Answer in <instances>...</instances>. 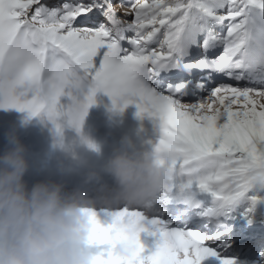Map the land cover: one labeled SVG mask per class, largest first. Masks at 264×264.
Segmentation results:
<instances>
[{
  "label": "snow or ice",
  "instance_id": "6c2138e0",
  "mask_svg": "<svg viewBox=\"0 0 264 264\" xmlns=\"http://www.w3.org/2000/svg\"><path fill=\"white\" fill-rule=\"evenodd\" d=\"M97 91L155 118L168 177L147 209H81L92 264H236L223 218L264 201V0H0V107L96 148L81 127Z\"/></svg>",
  "mask_w": 264,
  "mask_h": 264
},
{
  "label": "clouds",
  "instance_id": "9594fccd",
  "mask_svg": "<svg viewBox=\"0 0 264 264\" xmlns=\"http://www.w3.org/2000/svg\"><path fill=\"white\" fill-rule=\"evenodd\" d=\"M124 99L117 98L116 105ZM5 137L0 151V264H92L95 249L86 242L88 219L81 209L98 204L147 209L167 181V155L134 147L123 136L99 166L83 168L71 189L52 176L29 182L25 144L14 127ZM95 144L92 149L99 151ZM58 167L64 170L63 161ZM260 183L264 186V180ZM117 250L126 251L123 244ZM257 255L264 264V248Z\"/></svg>",
  "mask_w": 264,
  "mask_h": 264
},
{
  "label": "rangeland",
  "instance_id": "374dc122",
  "mask_svg": "<svg viewBox=\"0 0 264 264\" xmlns=\"http://www.w3.org/2000/svg\"><path fill=\"white\" fill-rule=\"evenodd\" d=\"M95 99L96 102L89 106L84 117L81 132L99 145V151L82 142L80 134L66 124L63 128L62 143H58L52 124L46 117H28L25 111L14 107H0V151L3 150L6 143L5 131L14 127L27 149L29 168L25 173V178L31 182L34 179L55 175L80 179L83 168L88 164L99 166L104 156L111 151L113 146L119 144L123 136L131 138L134 147L152 150L153 144L158 138V126L155 123V118L148 115L138 116L136 105L132 103L126 105L123 110H114L111 107V99L102 91H97ZM58 161H63L65 166L63 171L58 167ZM39 170H43L44 173H37ZM254 192L256 189L252 188L248 190L247 194L251 195ZM261 192H264V189ZM247 203V201H243L238 204L235 207V212L229 215V220L224 225L233 224L231 222L233 219L240 223H252L258 220L260 221L258 226L264 229V201L257 202L251 213L253 216L251 222H247L240 216V210ZM100 218L102 221L110 219L102 213H100ZM238 232L239 230L236 231V233ZM263 236L264 233L260 237ZM139 237L146 246L145 253L154 248L155 236L141 230ZM248 239L242 243L232 244L231 242L223 254L234 256L236 264H253L259 259L258 251L264 248V239L260 240L258 246L250 245L254 241L251 242ZM211 261L219 262L216 256H207L201 259L200 264H209Z\"/></svg>",
  "mask_w": 264,
  "mask_h": 264
},
{
  "label": "bare ground",
  "instance_id": "6f19581e",
  "mask_svg": "<svg viewBox=\"0 0 264 264\" xmlns=\"http://www.w3.org/2000/svg\"><path fill=\"white\" fill-rule=\"evenodd\" d=\"M107 207L108 206H106V208ZM111 208H114V207H111ZM233 212H235V209H233L232 213ZM229 217L230 216H228L227 218H223V220H224L223 225L226 224V221L229 220ZM231 222H233L232 226L230 225V227L228 228V231L224 235H227V234L231 235V233L233 231H237L240 228L241 229L242 228H250V230L249 229H245V230L241 231V232H248L249 233V234L245 235L246 239H248V238L254 239V238L258 237L259 234H263L264 233V229L258 226V224L260 223V221H258V220L257 221H253L252 223H242V222L240 223L238 220L233 219ZM228 225H229V223L227 225H224V226H228ZM232 237H233V240L235 239L232 242V244H234L236 241H239V242L241 241V243H242V242H244L243 239H245V238L242 237V235H239V234H234ZM209 264H219V262H215L214 263V262L211 261Z\"/></svg>",
  "mask_w": 264,
  "mask_h": 264
},
{
  "label": "water",
  "instance_id": "95a60500",
  "mask_svg": "<svg viewBox=\"0 0 264 264\" xmlns=\"http://www.w3.org/2000/svg\"><path fill=\"white\" fill-rule=\"evenodd\" d=\"M37 173H44V172H43V170H39V171H37ZM43 175H44V174H43ZM63 178H64V179H66V178H68V179H73L74 177H72V176H68V177L63 176Z\"/></svg>",
  "mask_w": 264,
  "mask_h": 264
}]
</instances>
